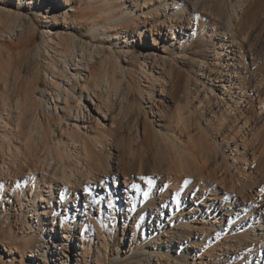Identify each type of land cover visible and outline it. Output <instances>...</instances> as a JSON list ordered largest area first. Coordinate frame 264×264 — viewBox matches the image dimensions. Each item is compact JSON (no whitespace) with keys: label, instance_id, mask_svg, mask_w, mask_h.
<instances>
[{"label":"bare ground","instance_id":"obj_1","mask_svg":"<svg viewBox=\"0 0 264 264\" xmlns=\"http://www.w3.org/2000/svg\"><path fill=\"white\" fill-rule=\"evenodd\" d=\"M46 1L40 0V4ZM50 1L55 2V0ZM63 2L72 12L73 9L68 5L70 0H63ZM87 2H89V8L82 16L83 25H90L91 29L87 34L92 40L111 36L109 43L112 45L118 44L117 39H122V43L125 42L122 51L126 49L125 53L130 51V48L135 51L137 38L142 42L145 34H148L153 46H157L155 39H158L163 47H172V50H177L178 61L168 59L167 55H161L155 50L149 56V51L146 50L145 57L137 67L121 66L118 60L109 55V58L99 61L101 69H98V77L96 76L93 87H90L85 79L80 82L79 69H75L74 74L68 73L67 58L74 55L76 59L74 53L77 52L78 41L76 42L72 37L67 39L57 34V42L54 43L60 48L64 58H61V69L57 67L56 62L53 65L50 64L53 69L52 74L57 76L63 73L68 82L72 77L75 78L74 85L80 84L82 87L80 97L83 96L84 90L88 92L87 97L92 105L94 102L95 106L92 109L98 112L99 118L104 122L100 124L99 118L94 117V127L85 129L86 124L83 121L84 130L82 131L77 123L82 117V107L76 108V114L71 113L74 109L67 106L68 94L71 92L67 87L64 88L66 104L63 109L69 110V117L75 121L73 126L64 130L66 135L62 143L53 142L49 147L45 143V123L39 122V119L37 123L33 118L29 120L26 131L28 127V131L36 133L39 137L34 138L36 147L34 152L29 154L32 158L31 165L37 164L33 169L27 166V171L41 173V177L34 173L25 177L24 168L20 167V161H16V156L0 154L3 166L0 169L1 203H4L5 207V203H9L10 198L17 199V195L20 194L21 198L25 199L27 197V192H24L25 184L28 185L29 191L36 189L40 203L44 202L37 184L46 179L43 184H47L48 188L52 186L58 192L57 208L59 206L65 208L60 219L61 239L65 247L68 242L71 244L73 242V247L70 246L71 252L74 253L73 257L70 255V261L74 260L75 264L88 260L92 250L99 263L104 256L108 260L107 264L112 262L117 264L122 260L129 264L128 260L131 256H139L141 253L147 254L148 258L156 257L154 264H195V258L202 257L201 251L205 254L206 261L200 260L198 264H212V261L218 264H231L227 257L229 253L235 254L237 250L240 251L239 247H243L246 257L250 259L247 258V262L242 260L236 264H251L253 259L264 264V255L262 259L257 255L262 249L264 250V214L258 206L260 199L264 198V193L261 189L257 191V185L260 182L257 180L258 172L244 170L245 166L242 162L244 159L246 161V158L240 156L242 153L236 154L237 144H234V148L231 149L235 153L231 155V158L239 160L238 167L234 165L236 168H232L226 160L230 158L229 155L224 153L225 148H229L225 138L232 131L229 130L231 126L228 127L230 118L232 119L227 114L230 108L224 110L222 102L217 101L216 98H208L205 102L206 93L199 99L196 95L194 98L187 95L184 97L180 84L182 80L180 73L189 58L188 55L194 54V48L202 45L207 37L212 41L217 38L219 40L216 53L218 59L220 60L225 53H230L231 57L227 55L224 60L235 62V65L230 64V68L226 71L218 70L217 79L222 82L220 88L223 89L226 86L229 88L232 84L234 85V94L239 91L237 93L241 97L230 100L234 105L230 112L234 111L232 116L236 121L244 116V111L251 109L249 107L252 104L250 103L251 94L247 91L253 88L255 82L242 74V68H246V64H244L242 48L238 46L237 36L238 33L245 32L246 26L241 20H244L249 12L254 15V25L264 23V19L259 17L260 13L264 14V0H252L248 11L245 10L242 13L240 20L242 24L235 27H231V20L223 19L219 11L214 9L216 5L214 1H210L209 14L206 8L202 7V0H87ZM47 5L49 7L50 2ZM99 6L104 8L101 11L102 15L96 13ZM38 12H41L40 9ZM40 17L44 16L40 15ZM49 40H52L51 34H49ZM90 59L91 56L88 58L89 61L86 57H81L72 62L77 61L74 65L77 68L81 65V61L85 60L84 68L91 72L94 66L89 63ZM221 67L225 69L228 65L222 63ZM231 68L238 74L235 83L229 79L232 74ZM90 74L93 76L94 73ZM75 86L72 85L70 89ZM258 92H260L259 89ZM185 99L186 107H177ZM193 99L197 101L194 107L191 105ZM38 105L43 107L46 103L41 101ZM189 105L191 108L188 107ZM226 105L229 104L226 103ZM173 106V109H176L175 115L170 109ZM216 110L220 113L219 118L223 117V122L220 124L217 123L220 119L216 122L217 124L211 122L213 118H218ZM248 119L244 116L243 125L247 124ZM61 120L62 117L59 116L54 119L58 127ZM107 123H109L108 126ZM225 127H228L225 129L228 132L223 131ZM190 130L197 133L196 141L191 142L192 144L184 143L187 145L184 146L179 137L184 135L183 133L190 134ZM217 138H221V142H217ZM263 139L262 136L261 140ZM5 156L9 158L7 163ZM262 160L258 159V161ZM117 173L125 179L131 174L136 176L134 181L130 178L125 180L129 181V184L123 185L127 189L124 188L122 192L124 196L117 195L116 191L113 193L109 185V177L116 180ZM47 174L52 178H46ZM218 182L221 184L219 186L223 187L222 190H217ZM115 190H117L116 185ZM168 190L174 191L176 201H172V205H170L171 201H166L165 194ZM229 190L232 191L233 196L218 197L219 191L223 194ZM181 191L183 193L179 199ZM213 194L215 197L212 198ZM189 196L191 204L196 202V208H193L195 211L198 212L201 208L199 205L206 209V212L201 214V225L197 229L196 226L194 227V223L197 222L196 212H188L184 218L181 217L186 197ZM120 198L130 206L131 212L126 215L125 224L130 229L131 237L128 247L113 255L108 241L117 231L116 217L121 214H118V211L115 214L114 210L121 209ZM156 199L163 204L158 211L154 212L153 209L145 207L149 201L152 206L155 205ZM77 200L82 204L79 205ZM95 200L100 202L95 203ZM105 200L112 204L107 210L103 209L101 204ZM69 203H74V211L69 209L71 207ZM188 208L191 209V205ZM209 209H212L213 215L205 216ZM91 212H94L96 217L93 218ZM233 214L234 217H232ZM209 216L215 219L207 223L206 218ZM224 216L228 217L226 224L223 222ZM90 217L92 221H89ZM83 218H86V221ZM137 226L142 231L146 229L149 232V235L142 237L139 241H135L134 238ZM194 228L196 231L193 230ZM50 232H53L52 228ZM234 238L239 240L242 238L244 241L233 245L231 242ZM202 242H206V248H208L206 251L201 247ZM159 243L165 248L164 250L163 247L159 249ZM175 243H177L176 246ZM150 244L153 246L147 248ZM220 245H222V251L218 255ZM65 247L63 250H67ZM179 247H183L181 251H178ZM78 256L80 258L74 259ZM63 257L66 259L61 258L62 264H69V256L63 255Z\"/></svg>","mask_w":264,"mask_h":264},{"label":"rangeland","instance_id":"obj_2","mask_svg":"<svg viewBox=\"0 0 264 264\" xmlns=\"http://www.w3.org/2000/svg\"><path fill=\"white\" fill-rule=\"evenodd\" d=\"M202 1V7L206 8L208 14L210 1H214L216 2L214 9L219 11L223 19L231 20V27H235L236 25L238 26V24L242 23H244L246 26L245 32H240L238 33L239 35L236 36L237 41L239 42L238 46L242 48L244 64H246V68H242V74L247 78H250V80L252 78V80L255 82L253 84L254 86H252L253 88L247 91V93L251 94V100H249L252 104H249L251 106L249 108L251 109H248L247 112L244 111V116H247L249 119L246 125H243L244 116L240 117L238 121L233 119L232 115L234 111L230 112V110L234 108V105H232L230 100H237L239 97H241L240 94L237 93L239 91H236V94H234V85L232 84V86L229 88L228 86L224 87L223 89L220 88L222 82H219L217 79L219 75L218 70L226 71L230 68V64L234 66L235 62L232 63L233 60L228 61V59L224 60L227 55L231 57L230 53H225L220 60L218 59L216 53L218 50L219 40H217V38L215 41H212L207 37L202 45L194 48V54L188 55L189 58L186 60V64L183 66V70L180 73L182 79L180 80V84L182 86V96L194 98L196 95L199 99V97H203V94L206 93L207 95L204 99L205 102H207L208 98H216L217 101L222 102L221 105L224 110L225 108H230L229 112L227 111V114L232 117V119L229 117L231 122L228 123V125L230 124L228 127L231 126L229 130L232 131L230 135H227L226 133L227 136L225 138V140H227L226 143L229 144L228 149L230 150L227 148L224 150V153H227L230 158H227L226 160L230 163L232 168L234 165L237 167L240 165V163H238V159L234 157L231 158V155L235 154L231 149L234 148V144H237L236 154L239 155L242 153L240 156H244V158H246V161L244 159L245 163H241L245 166L244 170H253L254 172H258L257 180L260 182H258L257 191H260V189H262L264 186V176H262L264 175V163H262L264 162V139L263 141L261 140L262 136L264 138V23H258L257 25H254V15L252 12H249V16L247 15V17H244V20H241L243 11H248L252 0ZM222 1L223 3H221ZM49 2L50 6L47 7ZM68 5L73 9L72 12L66 7L63 0H55V2L47 0L43 4H40V0H0V154H13L16 156V161H20V167L24 168L25 177L33 173L38 177H41V173L39 174L38 172L27 171V166L33 169L37 164L34 163L33 166L31 165L32 158L29 157V154L34 152L36 147L34 138L39 137L36 133H33L30 130L28 131V127L26 131L25 128L29 120L33 118L34 122L37 123L39 119V122L43 121V123H45V143H47L49 147L53 144V142L59 141L62 143V139L64 138V135H66L64 130L72 127V124L75 122L69 117V110L67 109L65 111L63 109L66 104L64 88L67 87V89H69L71 92L68 94L67 99V106L72 110L74 109L71 111V113L74 112V114H76V108L80 106L82 107L83 113L81 118L84 117V120L79 118L80 120L77 121L79 128L82 131L84 130L83 121L86 124L85 129H92L94 127L93 118L100 117L98 116V112L93 110L95 107L94 102L92 105V102L89 101V97H87L88 92L84 90L83 96L80 97L82 87H80V84L77 86L74 85L75 78L72 77L70 82H68L63 73L62 75L57 76L52 74V65L54 62H56V65H58L57 67L61 69V58H64L60 48L54 43L57 42V34H60L65 38L67 37V39L72 37L76 42L78 41L76 49L77 52L74 53L76 59L74 58V55H72V57L70 56V59L67 58V68H69L68 73L74 74L75 69H79L81 71L80 82H83L85 79L88 81L90 87H93L92 84H94V80H96V76L98 77L99 74L97 73L99 72L98 69H101L99 61L109 58L110 56L115 58L116 61L118 60L117 62L121 66L129 65L133 67L140 65L141 60L145 57L146 50L149 51V56H151L152 51L155 50V52L160 53L161 55H167L168 59H172L175 62L178 61L176 58L177 50H172V47H163L160 44L161 41L158 39H155L157 46H153L152 40L148 34H145L146 37H143L142 42L139 38H137L135 51H132L130 48V51L125 53L124 51L126 49L123 48L124 50L122 51V47L125 43H122V39H117L118 44L112 45L109 43L111 36L107 38L102 36L98 37L96 40H92V38L87 34L91 29L90 25H83L84 19L82 17L84 12H86L89 8V2H87V0H70ZM38 8L41 12H38ZM97 9V15H102L101 11H103L104 8L99 6ZM40 15H43L44 17L41 18ZM259 17L264 19V14L260 13ZM240 20L243 22L240 23ZM221 32H224V30H221ZM49 34H51V41L49 40ZM101 40H103L102 42L104 43H102ZM120 42L121 44L119 45ZM224 42H227L225 38ZM79 46H82L81 48L83 49L81 50ZM230 48L228 49L230 50ZM90 56L91 59L89 63L94 66L93 70H91V72L94 73L93 76L90 74L91 72L89 70L88 72L87 69L84 68V65L86 64L85 60H82L81 65L77 68L74 66L77 61L72 62V60H77L81 57H86L88 60ZM54 57H56V59ZM57 60L59 62H57ZM195 61H197L196 64H194ZM222 63H224V65H228V68H222ZM218 66L221 68L219 67L218 69ZM230 72L232 74L229 76V79L232 83H235L236 79L238 78V74L232 68ZM91 76L92 79H90ZM72 85L75 87L70 89ZM258 89L260 92H258ZM244 98L246 99V96ZM41 101L45 102L46 105L43 107L39 106L38 104H40ZM186 102V99L181 101L177 107H186ZM226 103L229 105H226ZM196 104V99H193L191 105L194 107ZM191 105L188 107L191 108ZM173 108L174 106L170 108L171 113L175 115L176 109L174 110ZM217 113L219 116L216 115V117L218 118H213V121L211 120V122L220 124L223 122V117L219 118L220 113ZM57 116L62 117L59 127L57 126V123L54 122V119H56ZM218 119H220L219 122H217ZM101 122L104 121L99 118V123L101 124ZM108 125L109 123H107V126ZM228 127L223 128V131L228 132L225 130ZM253 132L256 133L254 134ZM195 133L196 132L194 131H191L190 134L183 133L184 135L179 137L181 144L187 146L185 144L194 143L197 137V133ZM231 135L232 137H230ZM252 140L255 144L251 142ZM217 142H221V138H217ZM126 143L130 144V142ZM259 153L263 156V158ZM258 155H260V158ZM255 157H257L256 160H254ZM4 159L6 160V163L9 161V158L6 156ZM258 159L263 160L258 161ZM256 163L258 164V167ZM261 164L263 165L261 166ZM1 168H3V166L1 165L0 160V169ZM46 178L51 179L52 176L47 174ZM128 178L134 181L136 176L131 174ZM128 178L126 179L128 180ZM115 179L116 180H113L111 177H109L108 180L110 188L113 193L116 191L117 195H122V192L125 188L123 185H128L129 181L126 182L127 180L118 173L115 174ZM43 181H46V179L39 181L37 188L41 191L44 202L40 203V198L37 196V190L31 189L29 191L27 184L24 185V192H27V197L25 199L21 198V194L19 196L17 195V199L10 198V202L5 203V207L3 205L4 203L2 204L0 201V264H62L61 258H63V260L66 259L63 257V255L69 256V264H75L74 260L73 262L70 261V255L73 257L74 253L71 252V246L73 247V242L72 244L68 242L67 247H65L62 244L61 239L60 219L61 213H64L65 208H62L63 206H59V208H57V202H59L57 190H55V188L52 186H49L48 188V185H44ZM115 185L117 186V190H115ZM219 185H221L219 182L217 183V186L215 185L217 190H222L223 187ZM221 192L222 191L218 192L220 193L218 197L223 198L224 195L229 197L233 196L232 191L230 192V190L223 194ZM182 193L183 192L181 191L179 199H181ZM260 195L263 196L262 194ZM165 196L167 197L166 201H171L170 205H172V201H176L174 199L173 190H168ZM211 197L213 198L215 195L213 194ZM121 199L122 198L119 199L121 203V209L116 210L113 206L115 209L114 213L116 214L118 211V214H121V216L117 215L116 217L117 231L113 233L114 235L112 234L108 241L111 254L113 255L119 252V250H124V248H127L131 237L130 229H128L127 224H125L126 215L128 213L130 214L131 212L130 206ZM190 199V196L188 198L186 197V204L183 208V216L181 217L184 218L188 212H196L195 215H197V222L194 223V227L196 226L195 228L197 229L201 225V214L206 212V209L199 205L201 208L198 210V212L195 211L194 209L196 208V202L191 204ZM260 200L263 202L260 201L258 206L264 214V198L263 200ZM77 202L79 205L82 204V202L78 200ZM155 202V205L152 206L151 201H149L147 205L145 204V207L147 206L146 208L153 209V211L156 212L163 206V204H160V200L158 201L157 199ZM101 204L102 208L105 210L110 207L108 200H105V202H102ZM179 204H181V201H179ZM69 205L71 206L69 209L74 211V203H69ZM190 205L191 209L188 208ZM96 206L97 205L95 204V207ZM173 209H175V207H173ZM37 211H39V213H37ZM211 211L212 209H209L205 216L210 215ZM91 213L93 218L96 217L94 212ZM212 215L213 213L210 216ZM168 216L169 212L167 211V217ZM210 216L206 218L207 223L214 221L215 219L210 218ZM232 217H234V214ZM224 219L223 222L226 224L228 217L224 216ZM83 220L86 221V218H83ZM92 220V217H90L89 221ZM87 224L90 225V223ZM51 228L53 232H50ZM137 228L134 234L135 241H139L142 237L149 235V232L146 229L142 231L140 227L137 226ZM195 228L193 229L194 231H196ZM78 234L79 233H77V235ZM198 240L199 239H197V241ZM242 241H244L242 238L241 240L234 238L231 244L237 245L242 243ZM157 242H159V240H157ZM202 243L203 244L201 247L206 251L208 249L206 248V242ZM176 245L177 243H175V246ZM151 246L153 245L150 244L147 248H151ZM63 247H65L67 250H63ZM162 247L163 246H160L159 243V249ZM220 247L221 249L218 251V255H220L222 251V245H220ZM182 248L179 247L178 251H181ZM164 249L165 248L163 247V250ZM239 249L240 251L237 250L235 254L234 252L229 253L227 259H229L231 264H236L242 260L247 262V260L250 259V257H246V251L243 249V247H239ZM121 255H123V253H121ZM200 255L202 256L201 259L195 258V264L200 263V260H203L204 262L206 261L205 254L202 251ZM257 255L260 256V259H262L264 250L262 249V251L257 253ZM77 258H80V256L75 257L74 259ZM156 260V257L150 256L148 258L147 254L141 253L139 256H131L130 260H128V263L154 264ZM107 263L108 260L104 258V256H102L99 263L96 260L95 252L93 250L89 255L88 260L81 261V264ZM214 263L218 264V262L212 261V264ZM109 264L114 263L112 262ZM117 264H126V262L122 260ZM251 264H260V261L257 262L255 259H253Z\"/></svg>","mask_w":264,"mask_h":264},{"label":"snow or ice","instance_id":"obj_3","mask_svg":"<svg viewBox=\"0 0 264 264\" xmlns=\"http://www.w3.org/2000/svg\"><path fill=\"white\" fill-rule=\"evenodd\" d=\"M133 187H136L135 185H133ZM261 192L264 193V188L261 189ZM146 195V193H145ZM95 203H99L100 201L99 200H95L94 201ZM109 206H112L111 203H109Z\"/></svg>","mask_w":264,"mask_h":264}]
</instances>
